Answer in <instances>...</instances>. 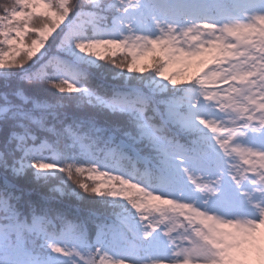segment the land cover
Returning a JSON list of instances; mask_svg holds the SVG:
<instances>
[{
    "label": "snow or ice",
    "instance_id": "snow-or-ice-1",
    "mask_svg": "<svg viewBox=\"0 0 264 264\" xmlns=\"http://www.w3.org/2000/svg\"><path fill=\"white\" fill-rule=\"evenodd\" d=\"M261 7L264 0H80L75 7L71 0H14L13 6L0 8V70L44 60L22 79L62 94L52 103L33 102L36 111L11 102L0 106V113L19 117L0 143V170L38 182L64 173L79 190L101 196L106 185L96 181L104 177L133 189L109 195L121 211L107 231L126 243L128 258H113L100 248L82 253L75 246L82 226L59 213L60 227L46 226V210H41L33 230L54 247L32 258V264H178L177 228L167 223L163 211L147 208L134 196L203 211L227 177L237 188L247 185L242 193L247 202L264 203V149L238 142L248 131L264 133ZM137 24L149 30H137ZM86 58L136 73L143 85L105 98L86 74ZM193 62L202 71L190 81L179 78L182 71L169 72L175 64ZM16 95L25 103L30 99L22 91ZM77 102L130 114L128 147L114 145L106 152L115 170L91 159L67 160L70 145L95 152L97 130L90 122L70 119L65 110ZM51 191L55 197L65 190ZM193 193L200 194L199 203ZM20 199L14 185L0 184V208H11ZM221 204L231 209L235 201L225 194ZM21 227L0 224V242ZM98 228L100 234L106 230L102 224ZM156 233L167 238L166 259L152 254Z\"/></svg>",
    "mask_w": 264,
    "mask_h": 264
},
{
    "label": "trees",
    "instance_id": "trees-1",
    "mask_svg": "<svg viewBox=\"0 0 264 264\" xmlns=\"http://www.w3.org/2000/svg\"><path fill=\"white\" fill-rule=\"evenodd\" d=\"M58 31V29H57ZM54 35V33H53ZM118 55H121L118 53ZM121 58L122 55H121ZM46 59V58H45ZM31 67L7 68L0 70V106L7 102L12 104L22 105L24 111L33 110L34 103H52L54 97H59L62 94L54 89H49L45 83H28L22 79L26 72H33L40 67L44 60L38 62H29ZM86 74L91 79L92 84L96 87L99 94H103L105 98L111 97L115 92H122L124 89L130 93L137 86L143 85V77L133 73L130 82L124 83L125 71L117 69L114 65L102 62L99 67H86ZM119 74L121 78L112 77ZM201 74V70L197 68L187 75H183L180 79L190 81L196 75ZM147 75V74H146ZM130 87V88H128ZM18 91H22L25 96L30 99L28 102H23L16 95ZM7 97V101L5 100ZM16 109H11L15 111ZM68 116L71 118L90 122L94 129L96 143L94 145L95 152H86L78 145H70L67 149L66 158L69 162L83 163L88 160L99 163L101 168L115 170L106 162L107 149L114 145L125 144L124 148L128 147V136L125 134L131 125L130 114L119 110H111L99 104H79L72 103L65 107ZM17 118H11L10 115L0 113V143H3L5 137L17 127ZM249 132V131H248ZM248 134V133H247ZM106 171V170H104ZM115 175V173H114ZM7 182L15 186L21 199V206L25 215L28 214L29 205L35 206L37 211L49 210L55 214H62L68 222L77 223L82 226V232L78 234L75 246L84 254L94 252L98 247L96 236L99 233L98 224L106 226L104 234L112 246L127 247L126 243L119 238L112 240L111 232L107 231V226L114 225L117 221V214L120 213L121 207L117 204L114 198L110 196H95L89 197L84 194L72 180L68 179L64 173L59 175H51L50 180L37 181L30 175L11 176L5 175L4 170H0V184ZM52 187H63L64 194H56L53 197ZM244 188H237L229 178L225 177L220 184V193L217 197L209 200V205L214 200L221 202V198L228 194L235 201V207L247 206L239 197V193L245 191ZM192 199L197 203L200 202L201 196L198 193L192 194ZM153 255L156 257L158 252L168 250L169 245L167 238L160 233L154 236Z\"/></svg>",
    "mask_w": 264,
    "mask_h": 264
},
{
    "label": "clouds",
    "instance_id": "clouds-1",
    "mask_svg": "<svg viewBox=\"0 0 264 264\" xmlns=\"http://www.w3.org/2000/svg\"><path fill=\"white\" fill-rule=\"evenodd\" d=\"M79 3L80 0H71L72 7ZM13 4L14 0H0V8ZM96 182L106 185L102 196L133 191L130 185H122L119 180H109L107 177ZM83 193L89 197L101 196ZM133 199H141L147 208L163 211L167 223L177 228L174 238L182 253L178 264H264V203L256 202L255 198L248 201L252 214L242 215H227L210 209L193 211L189 206L179 205L172 200L144 201L139 196ZM39 215L41 212L33 205H29L28 214L25 215L20 200L13 201L11 208H0V224L5 228L9 224L22 226L19 233H6L0 242L3 249L0 251V264H32V258L51 251L54 245H50L40 232L33 230L34 217ZM43 215L46 226L60 227L54 211L46 210ZM153 219L161 217L153 216ZM10 249L18 251L10 252ZM130 264L134 262L130 261Z\"/></svg>",
    "mask_w": 264,
    "mask_h": 264
},
{
    "label": "rangeland",
    "instance_id": "rangeland-1",
    "mask_svg": "<svg viewBox=\"0 0 264 264\" xmlns=\"http://www.w3.org/2000/svg\"><path fill=\"white\" fill-rule=\"evenodd\" d=\"M39 10V9H38ZM258 10L260 11H264V7L258 8ZM138 15V14H137ZM135 23V22H134ZM137 30L140 31H148V28H142L140 25H136ZM103 61H97L94 59H85L84 61V66L85 67H99L100 65H102ZM197 67L195 65V63H191L190 65H182V64H175L172 67L169 68V72H173V71H182V75L179 77H183V75H185L187 77V75L189 73H191L193 70H195ZM132 74L133 73H127L126 71L123 73L124 75V83L130 82V79L132 78ZM119 74H116L112 77L115 78H121L120 76H118ZM131 88H134L133 86H130ZM128 87V88H130ZM209 87H214L213 85H209ZM120 93H130L128 90H124ZM238 142L253 148H257V149H264V133H253L251 131L248 132V134L246 136H241L238 138ZM122 147H125V144H120ZM110 148V147H109ZM108 148V150H109ZM107 150V151H108ZM54 175V174H53ZM25 176V175H24ZM34 178V177H33ZM46 181V180H45ZM247 186V185H246ZM243 193V192H242ZM240 194L241 200L243 203H245L247 206H243V207H235L233 206L231 209H226L222 206L221 202L214 200L211 205L208 206V209L213 210V211H218L222 214H227V215H237V214H252V209L249 206L247 200L244 198L243 194ZM112 236V240H117V237H114L113 234L111 233ZM96 243L98 245V247L101 249V251L113 258H128L124 255L125 251H126V247H115L112 246L110 244V242L107 240L106 235L97 234L96 236ZM170 252V248L168 250H162L160 252H158L157 256L158 258H162V259H166L169 255ZM128 264H130V262H128Z\"/></svg>",
    "mask_w": 264,
    "mask_h": 264
}]
</instances>
